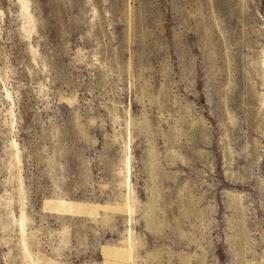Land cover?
<instances>
[{"label":"rangeland","instance_id":"374dc122","mask_svg":"<svg viewBox=\"0 0 264 264\" xmlns=\"http://www.w3.org/2000/svg\"><path fill=\"white\" fill-rule=\"evenodd\" d=\"M264 264V0H0V264Z\"/></svg>","mask_w":264,"mask_h":264},{"label":"bare ground","instance_id":"6f19581e","mask_svg":"<svg viewBox=\"0 0 264 264\" xmlns=\"http://www.w3.org/2000/svg\"><path fill=\"white\" fill-rule=\"evenodd\" d=\"M110 264H112V263H110Z\"/></svg>","mask_w":264,"mask_h":264}]
</instances>
